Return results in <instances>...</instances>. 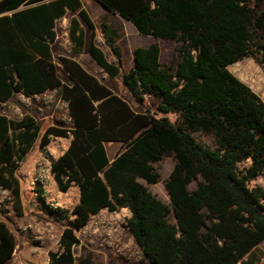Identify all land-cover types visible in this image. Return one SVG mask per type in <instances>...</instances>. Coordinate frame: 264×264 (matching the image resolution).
<instances>
[{"label":"trees","instance_id":"1","mask_svg":"<svg viewBox=\"0 0 264 264\" xmlns=\"http://www.w3.org/2000/svg\"><path fill=\"white\" fill-rule=\"evenodd\" d=\"M94 1L139 34L175 43L168 63L157 42L136 46L122 73L134 100L142 106L152 97L154 109L135 111L70 56L58 58L67 78L61 79L52 45L56 21L67 12L74 14L70 53L86 48L110 77L122 70L120 30L100 23L111 61L94 41L81 0H0V105L17 93L54 90L71 120L69 127L42 128L28 113L12 118L0 111V189L22 215L20 163L36 143L44 150L51 137L69 138L62 154L49 157L50 171L60 191L76 185L79 196L70 210L50 209L65 225L58 248L47 252L49 264H76L75 229L102 208L129 211L125 226L151 264H237L264 239V189L255 182L264 176V100L227 66L253 54L264 64V0ZM111 141L125 149L109 160ZM165 157L174 160L164 180L170 204L140 182L157 183L153 163ZM15 248L0 218V264Z\"/></svg>","mask_w":264,"mask_h":264},{"label":"rangeland","instance_id":"2","mask_svg":"<svg viewBox=\"0 0 264 264\" xmlns=\"http://www.w3.org/2000/svg\"><path fill=\"white\" fill-rule=\"evenodd\" d=\"M87 1V0H85ZM67 18L72 16L67 12ZM96 22L104 20L110 25L120 30L118 45L122 50V70L114 77H110L94 61L87 49L80 54H70V42L66 35H62V29L57 24L59 37L56 38L52 45L53 59L58 66L59 74L63 81H66V72L59 63V56H70L77 60L87 71L95 75L99 81L106 84L114 93L126 100L135 111L144 109L153 110L156 100L147 97L144 104L140 106L126 89L122 82V73L130 68L133 64V50L136 46H142L157 42L160 46V60L168 63L172 60V54L175 43L171 40L149 38L140 35L134 31L129 21L123 20L116 15L108 14L102 11L94 15ZM60 22V21H59ZM100 29H98V34ZM97 44L104 50L106 57L115 61V56L111 48L106 44L103 36L99 34ZM250 58L248 64L233 63L230 68L238 67L242 80L264 99V64L261 62L258 54L247 56ZM255 66V67H254ZM244 78V79H243ZM0 111L12 118H20L23 114L28 113L34 116L41 123L42 128L50 124H59L69 127L71 121L68 115L66 103L60 98L58 92L52 90L37 95L36 97H25L15 94L9 101L0 105ZM171 120H175L176 115L167 114ZM197 138L205 143H211L212 139L207 135H197ZM58 145V144H55ZM107 152L110 157L119 154L125 149L124 143L114 142L106 144ZM59 151L42 150L38 144L26 155L23 162L20 163L17 175L20 180L21 197L23 205V214L17 215L9 202L8 192L0 189V218L3 219L8 227L12 230L16 238V248L12 257L4 264H48L47 251L58 248V238L64 225L59 221L58 216L50 209L60 208L70 210L78 201V190L75 186L70 187L66 192L58 189L53 178L47 180L45 188L32 185L31 180L34 176L35 166L43 158L56 157ZM50 159V158H49ZM174 160L172 157H165L160 161L154 162L153 166L160 175V179L155 184H147L140 180L149 191L159 198L165 204H170L168 194L164 187V180L168 178ZM264 189V176L256 179ZM196 186L195 182L188 184V189L192 190ZM40 188L42 193L39 194L36 189ZM41 195V196H40ZM124 211L112 212L107 218L115 221V238L101 229L105 225L106 217L103 215L92 219L88 224L91 228L77 231L80 245L73 247V254L76 258V264H151L146 259L143 262L141 252L136 243L130 240V232L125 227L127 216ZM98 223V229L93 232L95 224ZM133 238V237H132ZM87 254L89 259H84ZM82 259V261H80ZM237 264H264V239L253 248L249 255H246L242 261Z\"/></svg>","mask_w":264,"mask_h":264},{"label":"crops","instance_id":"3","mask_svg":"<svg viewBox=\"0 0 264 264\" xmlns=\"http://www.w3.org/2000/svg\"><path fill=\"white\" fill-rule=\"evenodd\" d=\"M81 3H82V6L86 9V11L88 12V14H89V16L91 17V19H92V21H93V23H94V26H95V36H94V41H95V43L97 44V41H98V38H99V34L101 35V36H103V33L101 32V29H100V23L101 22H105V23H107L108 25H110V23L109 22H106V21H104V20H101L100 22H96V19H95V14H97V12H99V11H102V12H105V13H110V12H108L107 10H105L103 7H101L98 3H96L94 0H87V1H85V0H81ZM72 13V12H71ZM110 14H112V13H110ZM72 15H74L73 13H72ZM112 15H116L117 17H119V18H121L119 15H117V14H112ZM69 19L70 18H67L66 17V15H64V16H62V17H60L57 21H56V33H57V35H56V38H58L59 37V34H58V32H57V24L58 25H60V27H61V29H62V34L60 35V36H62V35H66L67 36V38H68V26H69ZM121 19H123V18H121ZM123 20H125V19H123ZM60 21V22H59ZM111 27H114V28H116V29H118L117 27H115V26H112V25H110ZM133 26V25H132ZM98 29H100V33L98 34ZM133 29H134V31H136V29L133 27ZM136 33H138L137 31H136ZM141 35V34H140ZM142 36H144V37H149V38H154V37H151V36H147V35H142ZM103 38H104V36H103ZM69 40V39H68ZM88 40H89V32L88 31H86V41L88 42ZM105 40V39H104ZM70 42V41H69ZM98 45V44H97ZM148 44H146V45H142V46H147ZM70 46H71V43H70ZM99 46V45H98ZM100 47V46H99ZM102 49V48H101ZM103 50V49H102ZM104 51V50H103ZM71 54V53H70ZM72 55V54H71ZM237 63H241V64H243V62H244V64L246 63V64H248V65H250V66H253V65H251L250 64V58H247V57H244L243 59H241V60H238V61H236ZM236 62H233V63H236ZM233 63H231V64H233ZM231 64H229L228 66H227V68L236 76V77H238L241 81H243L244 82V80H242V78H240V77H242L241 76V74L239 73V71H238V67H234L233 69H231L230 68V65ZM255 67V66H254ZM89 72V71H88ZM106 73V72H105ZM67 79V78H66ZM244 79V78H243ZM244 83H246V82H244ZM50 91H52V90H50ZM254 91V90H253ZM46 92H48V91H46ZM46 92H43V93H46ZM255 92V91H254ZM43 93H41V94H43ZM17 94H20V93H17ZM20 95H22V94H20ZM37 95H40V94H36V95H33V96H31V97H36ZM259 95V94H258ZM24 96V95H23ZM260 96V95H259ZM261 97V96H260ZM61 98V97H60ZM262 98V97H261ZM62 99V98H61ZM263 99V98H262ZM63 100V99H62ZM264 100V99H263ZM64 101V100H63ZM65 102V101H64ZM66 103V102H65ZM66 107H67V103H66ZM67 110H68V108H67ZM68 115H69V113H68ZM69 118H70V116H69ZM39 120H41V118H39ZM71 121V120H70ZM54 125H59V124H54ZM61 126V125H60ZM68 143H69V138H63V137H51V140H50V142H49V144L48 145H46V147H45V151H48L49 153H51L52 151H59V154H58V156L60 155V154H62L64 151H65V149L67 148V146H68ZM111 143H114V142H106L105 143V148H106V144H108V145H110ZM122 143V142H121ZM55 144H58V145H55ZM106 152H107V148H106ZM58 156H56V157H52V158H57ZM107 156H108V158H109V160H111L112 158H114L116 155H114V156H112V157H110L109 155H108V152H107ZM36 167V166H35ZM35 171V170H34ZM50 178L52 179L53 177H52V174H51V176H50ZM54 180V179H53ZM56 183V182H55ZM73 186H75L76 188H77V190H78V187L76 186V185H73ZM72 187V186H71ZM78 196H79V191H78ZM124 211L123 213H125V215L127 216V218L129 217V215H130V213H129V211L126 209V208H120V209H117V210H115V211H109L108 209H106V208H102L99 212H97L96 214H93V215H91L90 216V218H89V220H88V222L83 226V227H81L80 229H75V233H76V235H77V231H80V230H84L85 228L87 229L88 228V230L91 228V226H89L88 224L90 223V221L92 220V219H95L97 216H99V215H103V216H109L112 212H117V211ZM107 216V217H108ZM106 217V219H105V225H101V229H103V231L105 232V233H107V234H110V235H112L111 237L112 238H115V236H118V235H116V232H115V221H112V220H110L109 218H107ZM64 225H65V223H64ZM64 225H63V227H64ZM63 227H62V229H63ZM126 227V226H125ZM127 228V227H126ZM98 229V223H96L95 224V226H94V229H93V232H95L96 230ZM128 230V229H127ZM62 231V230H61ZM61 234V233H60ZM60 236V235H59ZM77 237H78V235H77ZM79 238V237H78ZM59 239V238H58ZM130 240L132 241V243H133V238L130 236ZM78 245H80L81 246V248H84L83 247V245L81 244V242H80V238H79V244ZM49 251V250H48ZM47 251V252H48ZM48 257V256H47ZM84 259H89L88 258V256H87V254L85 255V258ZM142 259H143V257H142ZM80 261H82V259H80ZM143 262L145 263V261H144V259H143ZM48 264H49V261H48Z\"/></svg>","mask_w":264,"mask_h":264},{"label":"built area","instance_id":"4","mask_svg":"<svg viewBox=\"0 0 264 264\" xmlns=\"http://www.w3.org/2000/svg\"><path fill=\"white\" fill-rule=\"evenodd\" d=\"M51 176L50 159L43 158L38 161L35 167L34 176L31 180L32 185H37L40 188H45L47 180ZM56 208V206H54Z\"/></svg>","mask_w":264,"mask_h":264}]
</instances>
